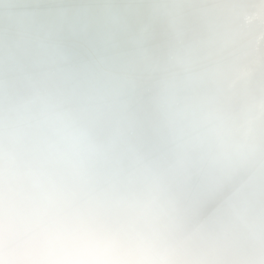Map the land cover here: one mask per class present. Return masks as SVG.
Returning <instances> with one entry per match:
<instances>
[{
    "label": "bare ground",
    "instance_id": "bare-ground-1",
    "mask_svg": "<svg viewBox=\"0 0 264 264\" xmlns=\"http://www.w3.org/2000/svg\"><path fill=\"white\" fill-rule=\"evenodd\" d=\"M0 264H264V0H0Z\"/></svg>",
    "mask_w": 264,
    "mask_h": 264
}]
</instances>
